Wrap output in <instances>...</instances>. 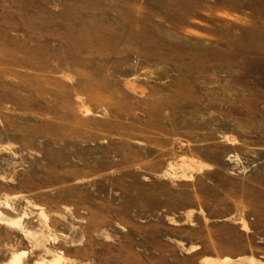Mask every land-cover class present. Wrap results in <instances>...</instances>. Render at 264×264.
<instances>
[{
  "label": "rangeland",
  "instance_id": "rangeland-1",
  "mask_svg": "<svg viewBox=\"0 0 264 264\" xmlns=\"http://www.w3.org/2000/svg\"><path fill=\"white\" fill-rule=\"evenodd\" d=\"M0 264H264V0H0Z\"/></svg>",
  "mask_w": 264,
  "mask_h": 264
}]
</instances>
